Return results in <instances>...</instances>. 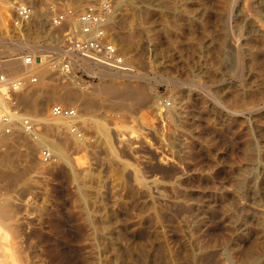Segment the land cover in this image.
Here are the masks:
<instances>
[{
	"label": "rangeland",
	"instance_id": "rangeland-1",
	"mask_svg": "<svg viewBox=\"0 0 264 264\" xmlns=\"http://www.w3.org/2000/svg\"><path fill=\"white\" fill-rule=\"evenodd\" d=\"M32 1L28 36L43 37L48 0ZM232 1L238 16L255 0H115L113 36L134 70L117 99L92 94L100 80L82 68L73 86L47 70L50 86L96 106L79 113L83 140L70 145L69 165L41 164L43 147L6 164L19 176L0 181V203L9 202L1 253L19 264H264V31L248 18L242 48H226L244 25L222 27ZM62 31L52 30L57 48L13 49L0 60L60 55ZM29 88L14 98L24 116L71 107ZM161 102L170 106L159 115Z\"/></svg>",
	"mask_w": 264,
	"mask_h": 264
},
{
	"label": "built area",
	"instance_id": "built-area-1",
	"mask_svg": "<svg viewBox=\"0 0 264 264\" xmlns=\"http://www.w3.org/2000/svg\"><path fill=\"white\" fill-rule=\"evenodd\" d=\"M47 10L50 13V28L63 30L60 35V47L63 51L60 55L24 54L14 57L24 68L44 63L53 74L67 77L73 71L77 59H82L117 72L132 71L110 30L115 14V0H48ZM0 16L5 35L22 42L26 32L38 19V12L30 0H0ZM37 83L38 77L28 71L15 76L0 72V95L4 100L3 107H0V131L3 135L11 136L17 132L12 115H19L20 133L33 141L36 139L35 134L41 131V127L20 112L14 98ZM165 105L170 106L168 102ZM49 114L52 118L77 117L75 108L61 104H52ZM78 125L79 123L73 124L70 130L75 131ZM38 158L43 165H51L57 161L45 149L39 151Z\"/></svg>",
	"mask_w": 264,
	"mask_h": 264
},
{
	"label": "bare ground",
	"instance_id": "bare-ground-1",
	"mask_svg": "<svg viewBox=\"0 0 264 264\" xmlns=\"http://www.w3.org/2000/svg\"><path fill=\"white\" fill-rule=\"evenodd\" d=\"M30 1L32 3H34L32 0H30ZM246 1H249V0H246ZM248 3L249 2L245 3V7H247L246 10H248V11H246L247 13L240 14L238 16H234L233 12H232L233 11L232 10V6H234V2H233L232 5L230 4L231 6L229 5L230 7H227L228 9L226 8L227 12L225 13L224 18H223L224 20L222 21V23H223L222 27L225 30H228V32H229V29L231 28V26H233V23L231 24V22L234 19L240 18V19H242L241 20V25L244 22V25L239 26V27H241V32L243 33V31H244L243 29H245L247 27L248 18H256L257 21L255 23L257 24L258 30L261 31V32L264 31L263 30L264 29V22H263L264 19H263V16L261 14V12L263 11L261 9L264 7V0H255L254 2L251 1V3H249V4ZM261 19H263V20H261ZM0 22H1L0 23V48H4L5 49L3 51L2 50L0 51L1 54L5 53L4 51H6L8 53V55H9V57H10L11 56V50H13V49L22 50L23 48H27L28 49V48H39V47L40 48L41 47H43V48H57V46H55V44H54V46H51V44H50L51 42L55 43V40L57 42V34H54V35L52 34L53 28L48 29L49 31L43 37H41L39 35H36V36L34 35L35 37L30 38L28 36V32H26V35L24 36V40L21 42L19 39L9 38V37H7L5 35V33L3 32V29H1L2 22H3V19H2L1 16H0ZM59 30L62 31V29H59ZM110 30L111 31L113 30V24H111ZM236 31H237V29H236ZM241 32L239 31L240 35L237 34L238 37H239L238 39L233 38V35H234L233 34L232 35V39L226 41V45H225L226 48H242V40H246L247 37L244 35V33L242 35ZM246 32H248V31H246ZM253 32H255V31L253 30ZM230 33H232V32L230 31ZM256 33L257 32H255V34ZM226 38L228 39V36ZM46 40H49L48 44H46V45H44V44L40 45L39 44L40 42L43 43ZM32 44H34V45L32 46ZM203 45H204V43H203ZM204 46H206V45H204ZM237 54H238V52H237ZM32 56H35V53H32ZM76 68H82L84 71L86 70L88 72V74L97 76L99 78V80H100V84L97 85V86L95 85L94 86L95 88L93 87V90H91L90 92L92 94L93 93L96 94L97 98H99L98 96H100L101 98L103 97V98H109V99L110 98L111 99L112 98H114V99L116 98L117 99V97L119 95H121V94L123 95V94L126 93V92L122 93L123 92V88H124L123 80L127 79L128 77H131L129 74L134 72V70H132L131 72H117V71H113V70L108 69V68L92 65L89 62H87L85 60H82V59H77L76 64H75V66L73 68V71L70 74L71 77H69L70 75L67 76L69 78V82H70L71 86L77 85L76 81L79 80L75 76L76 75L75 74V69ZM47 70H49L48 66H47V64H44V63H42L41 65L33 64L30 68H24L19 61H16L13 58L8 59V60H0V72H3V73L8 74V75H13V76L19 75L23 71H28V72L34 73L38 77L39 83H38V86H36L35 88H31V89L29 88V91L33 89L34 91H40L41 92V90H42L41 93H43V91H44L43 89H45L46 90V94L45 95L47 96V98L49 100L57 101L58 103H62V104L64 103L66 105L71 106L72 108H75L76 111H77V117L75 119L52 118L50 116V114H47V113L46 114H42V112L38 113V114H34V115L28 113L26 116L30 117L36 124L41 125L42 127H44L43 131H40L39 133L35 134L36 139L34 141L30 137H27V136H24V135H22L23 137H25L23 140L21 138H17L16 140H14V136H17V133H19V131H20V127L18 125L20 117H19V115H12V120L16 122L14 124V127H15L17 132L14 133L11 136H5L0 131V144H7V146H8L7 151L4 154H0V164L3 165V167H4V170H3L4 173L0 174V181L1 180L2 181L11 180L12 181L13 179L14 180L17 179V176H19V175H16L15 173L12 172V168H11L12 166H8L11 163L13 158L20 157V159H23L24 161L30 160L33 150H37V148L43 147L48 152H50L54 158L56 157L58 159H63L65 162H67L66 164L69 165V159L67 157V152H68V150L70 148V145H72V146H80L81 143H82L83 136H82V134H79L78 127H76L75 131H71L70 128H71V126L73 124L80 123L81 115L79 113L81 111L86 113L89 110L93 109L94 106H96V104L94 102L96 99L93 98L94 96L92 97L93 100L95 99L93 101L94 102L93 103V102L90 101L91 98L89 99L87 96L85 97V95H83L84 97H82L81 95H79L78 92H76L71 87H67V86L66 87H64V86L63 87L62 86H60V87L50 86L48 84V82H47V79L49 77ZM26 91H25V93H26ZM80 91H81V89H80ZM85 92H84V94L90 93V92H86V93ZM136 94H138V93H136ZM131 97H133V95ZM139 97H137V95H136V98H139ZM138 100L139 99H137V101ZM141 100H142V98H141ZM140 101H138V102H140ZM35 102H36L35 99H33V101L31 103L28 102L30 104L29 106L33 107V110L35 108ZM26 104H27V102H26ZM3 105H4V100H3L2 96L0 95V107H3ZM164 106H165V102L159 103V106H158V109H157L159 115H161V113L163 112L162 110H163ZM34 112H35V110H34ZM19 139H21L22 141L20 140L21 141L20 142ZM21 144L24 147H26L24 150H22L23 148L21 150L19 149V147L22 146ZM6 164H8V165H6ZM8 203H9L8 200H6L5 202L0 203V220L1 219L4 220V218L6 219L8 217V215L5 214V211H4L6 209L5 206L8 205ZM139 247H141V245H139ZM1 248H0V250H2ZM11 248H12V246H11ZM137 252L138 253L136 254V257H137V259H139V257H140L139 256V251H137ZM0 253H1V251H0ZM0 258H4L5 259L4 261L2 260L3 262H6V259H8V260L11 261L10 263L13 262L14 264L15 263L19 264V262H17L16 255H15V253L13 251H12V253H9L8 255L5 254L4 251H3L0 254ZM169 258H170V256H169ZM172 258H174V257H172ZM173 260H175V259H173ZM18 261H20V258H19ZM169 262L170 263H168V264H173V261L171 260V258H170Z\"/></svg>",
	"mask_w": 264,
	"mask_h": 264
}]
</instances>
